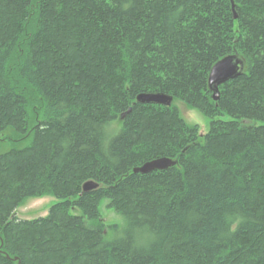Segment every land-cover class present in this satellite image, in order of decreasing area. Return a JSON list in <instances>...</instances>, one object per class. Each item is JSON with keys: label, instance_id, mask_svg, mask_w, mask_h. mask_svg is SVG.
I'll return each mask as SVG.
<instances>
[{"label": "trees", "instance_id": "obj_1", "mask_svg": "<svg viewBox=\"0 0 264 264\" xmlns=\"http://www.w3.org/2000/svg\"><path fill=\"white\" fill-rule=\"evenodd\" d=\"M0 137V264H264V0H0Z\"/></svg>", "mask_w": 264, "mask_h": 264}, {"label": "water", "instance_id": "obj_2", "mask_svg": "<svg viewBox=\"0 0 264 264\" xmlns=\"http://www.w3.org/2000/svg\"><path fill=\"white\" fill-rule=\"evenodd\" d=\"M235 18L237 15L235 14ZM244 70V61L237 55H228L218 61L211 69L208 84L209 89L212 92L213 100L218 101L220 97V87L225 85L230 80H234L242 75ZM141 104H158L166 107H170L173 103V97L161 93H142L136 100ZM131 109L128 110V113ZM125 115H122L123 118ZM1 142V137H0ZM177 163L171 158H158L153 161H149L141 167L135 168V173L147 174L156 170H166L169 167L175 166ZM99 184L93 180L87 181L82 191L84 193L97 190Z\"/></svg>", "mask_w": 264, "mask_h": 264}, {"label": "rangeland", "instance_id": "obj_3", "mask_svg": "<svg viewBox=\"0 0 264 264\" xmlns=\"http://www.w3.org/2000/svg\"><path fill=\"white\" fill-rule=\"evenodd\" d=\"M174 106L178 107L182 117L189 124L199 125L203 131H208L210 126V120L202 115L198 110L187 106L180 100H175ZM224 116L223 119H226ZM117 125V124H116ZM119 127V125H117ZM26 144V143H24ZM8 144H3L0 148V153L4 152L9 148ZM58 203V199L55 196L47 195L40 198H30L26 200L16 211V215L23 220H35L38 218L46 217L50 211V208ZM108 200H104L100 205L101 216L108 224H117L121 227L124 226L125 222L121 215L107 207ZM78 214L79 211H73Z\"/></svg>", "mask_w": 264, "mask_h": 264}]
</instances>
